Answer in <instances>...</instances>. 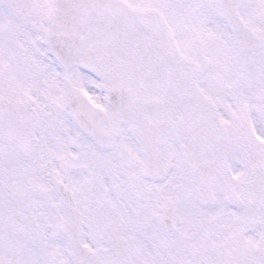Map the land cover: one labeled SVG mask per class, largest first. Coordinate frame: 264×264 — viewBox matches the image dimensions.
I'll list each match as a JSON object with an SVG mask.
<instances>
[{"label": "snow or ice", "instance_id": "obj_1", "mask_svg": "<svg viewBox=\"0 0 264 264\" xmlns=\"http://www.w3.org/2000/svg\"><path fill=\"white\" fill-rule=\"evenodd\" d=\"M0 264H264V0H0Z\"/></svg>", "mask_w": 264, "mask_h": 264}]
</instances>
